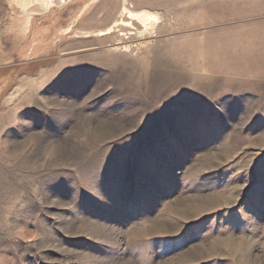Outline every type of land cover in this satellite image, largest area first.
Instances as JSON below:
<instances>
[{
	"label": "rangeland",
	"instance_id": "1",
	"mask_svg": "<svg viewBox=\"0 0 264 264\" xmlns=\"http://www.w3.org/2000/svg\"><path fill=\"white\" fill-rule=\"evenodd\" d=\"M31 11L0 0V264H264V0Z\"/></svg>",
	"mask_w": 264,
	"mask_h": 264
},
{
	"label": "bare ground",
	"instance_id": "2",
	"mask_svg": "<svg viewBox=\"0 0 264 264\" xmlns=\"http://www.w3.org/2000/svg\"><path fill=\"white\" fill-rule=\"evenodd\" d=\"M15 4L19 7V10L22 14V19L24 26H31L35 18L40 15L37 14L33 11H31V8L34 6H38V8L41 10V12L48 13V12H53L57 6V2L59 0H13ZM128 19L135 18L137 19L140 24H142L144 27L149 25L150 23H154V21L157 19L156 14H152L149 12H140L139 13H132L130 11H127ZM134 19V22H135ZM121 23V22H120ZM122 25V23H121ZM26 28V27H25ZM24 28V29H25ZM28 29V28H27ZM148 29V28H147ZM61 31V30H60ZM64 32V31H63ZM58 33V32H57ZM60 33V32H59ZM60 36V35H59ZM232 39V38H231ZM34 47L35 44L37 43V39L33 40ZM40 44V43H39ZM229 44V43H228ZM42 45V44H41ZM179 45V44H178ZM190 45V44H189ZM226 45V44H225ZM224 45V46H225ZM231 45V44H229ZM234 45V44H233ZM220 46V45H219ZM224 48V47H222ZM30 50V49H29ZM222 50V49H220ZM219 50V51H220ZM225 50V49H224ZM25 55V54H24ZM204 55V54H203ZM214 60V59H213ZM192 61V60H191ZM223 63V62H222ZM206 66V64H205ZM148 68V67H147ZM227 69V68H226ZM235 69V68H234ZM219 71V70H217ZM232 71V70H231ZM233 72V71H232Z\"/></svg>",
	"mask_w": 264,
	"mask_h": 264
}]
</instances>
